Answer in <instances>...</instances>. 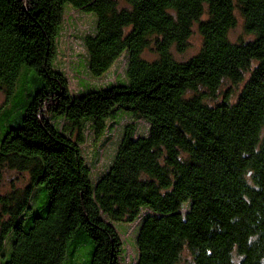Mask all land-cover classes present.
<instances>
[{"label":"trees","instance_id":"1","mask_svg":"<svg viewBox=\"0 0 264 264\" xmlns=\"http://www.w3.org/2000/svg\"><path fill=\"white\" fill-rule=\"evenodd\" d=\"M67 6L94 16L88 74L123 54L121 79L69 91ZM1 95L0 170L27 181L0 196V264H121L112 222L138 227L134 264H264V0H0ZM125 117L145 133L125 123L94 177L81 146Z\"/></svg>","mask_w":264,"mask_h":264},{"label":"rangeland","instance_id":"2","mask_svg":"<svg viewBox=\"0 0 264 264\" xmlns=\"http://www.w3.org/2000/svg\"><path fill=\"white\" fill-rule=\"evenodd\" d=\"M77 11L67 6L64 11L62 28L57 40V52L54 59V67L63 72L68 79V88L72 94L79 93L86 86L102 87L110 83H114L123 77L124 55L122 54L110 69L101 77L95 78L88 74L86 69L85 53L81 44L84 35L92 33L94 29V16ZM228 38L231 42H239L248 40L249 37L244 32L243 21L236 14V25L229 31ZM201 45V39L197 32V26H194L192 34L188 40V45L183 53H178L172 48L171 53L175 60L183 62L195 55ZM142 57L147 60L156 58L151 50H145ZM229 84H225L218 92V99L224 91L229 88ZM242 84L234 86L233 99L235 100ZM4 97L0 96V104L3 103ZM132 122L137 135L145 133L146 125L142 121H133L130 118H123L119 125L114 128V132H107L101 138L93 139L90 135L81 149L90 162L93 169L92 175L98 176L109 164L117 141L119 139L121 128L125 123ZM27 181V176L18 174L9 169L0 170V196H3L13 187H22ZM114 229L122 237L123 254L121 264H134L136 255L135 236L138 227L135 225L125 224L123 222H112ZM186 257L179 264H184Z\"/></svg>","mask_w":264,"mask_h":264}]
</instances>
